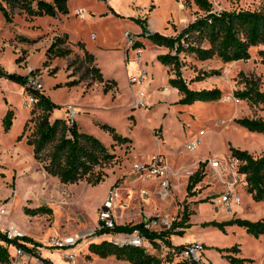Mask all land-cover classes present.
Wrapping results in <instances>:
<instances>
[{
	"label": "rangeland",
	"instance_id": "obj_1",
	"mask_svg": "<svg viewBox=\"0 0 264 264\" xmlns=\"http://www.w3.org/2000/svg\"><path fill=\"white\" fill-rule=\"evenodd\" d=\"M210 1L213 12L216 13L264 9V0ZM175 2L183 13L181 18L173 16V37H178L187 25L203 16L204 12L193 0ZM128 4L125 0H68L69 12L66 16L58 18L38 15L30 20L28 17L31 15L21 7V2L0 0V6L5 7L10 17L7 19L0 11V60H4L1 62L3 70L24 76L21 74L24 73V67H21L23 70L15 67L22 54L16 53L11 45L4 47L6 40L27 45L29 43L25 39L34 40L51 31H61L63 34L55 36L49 48L56 38L66 35L69 45L77 50L68 56H55L57 51L69 47L66 41L65 44H58L49 54L36 53L28 63L29 66L25 67L26 75L29 74V67L38 69L43 94L57 105L51 112V120L66 117L67 106H74L79 130L99 138L116 155L114 161L105 169L107 175L104 176V181L96 186L88 183L86 179L74 184H63L59 178L45 171L44 165L48 161L35 159L33 163L29 162L25 155L32 154L33 146L28 143V139L34 135L38 118L43 111L36 104L25 105L28 95L20 92L19 83L1 80L0 166L3 168L1 162L6 155L9 158L10 153L5 148H18V157L26 161L8 172L0 167V207L8 211L3 225H17L27 237L38 243L43 260H48V256L55 261H51L52 264H69L63 259L66 252L48 247L47 237L58 233L76 234L95 228L98 224V208L104 202L108 191L115 186L119 187L120 197L123 199L126 198V193L131 194L125 199L129 206L118 211L129 220L124 221L125 225L137 223L138 213L142 212L143 206L144 210L153 212L154 215L163 214L175 219L174 233L171 234L174 246H187L195 242L203 244V262L206 264H264V236L256 238L238 225H226L222 229L208 224L213 221L227 222L235 218L251 221L264 218V201L253 200L246 185L240 182L236 184V178L228 164L231 157L230 147L248 150L254 157L264 156V134L251 132L235 121L245 117L264 118L262 105H250L236 96L237 91L245 89L247 79L257 81L260 90L264 92V63L260 55L264 45L252 46L248 59L225 63L214 56L201 60L191 47L205 49L210 44L192 33L184 40V49L178 54V62L165 64L159 57L162 52L151 45L138 55L140 43L136 42L134 46L129 43L126 33L133 34L137 39L139 34L136 32L142 22L137 21L134 14H125ZM80 9L87 12L86 19L76 15ZM144 39L147 43L152 41L148 34ZM78 42L94 52L95 64L102 69L106 78L110 76L109 79L116 82L113 89L104 92L102 86H97L86 91L82 85H69V77L65 71L54 74L58 67L45 69L50 63L45 61L56 57L59 61L58 57L63 60L68 57L66 70L70 75H75L74 79L85 83L93 81L95 73L91 69L94 65ZM163 50L164 54L175 55L173 49ZM42 68L44 72H41ZM142 69L148 72L147 107L132 109L133 91L130 78L137 76ZM167 69H170L169 73L173 74V78H178L180 73V77L191 89H220L222 97L215 101L168 106V98L171 96L149 92L153 88L168 85ZM175 96L173 91V98ZM36 100L38 102V98ZM8 110H12L14 116L10 130L5 131L3 118ZM30 118L32 120L28 122ZM104 124L115 128L119 136L132 140L118 143L102 127ZM199 130H205V135L201 138L202 144L196 150H189L187 143L192 136L199 135ZM168 147L177 151L178 162L166 150ZM158 154H164L170 166L184 170L173 181L175 186L170 188L173 195H157L152 189L158 187L156 184L159 181L156 182L152 177L139 176L134 171L135 163L146 164L153 155ZM47 155V151L43 152L42 158L46 159ZM212 161H219L221 167L215 170L211 166ZM199 162L203 164L204 178L192 191H188L190 178L185 171H196L199 169ZM228 185L232 186L231 192L241 197V204L234 207L231 213L220 204L223 193L228 191ZM142 189L149 192L145 198L140 195ZM217 206L220 207L219 211ZM185 213H189V220L184 222L183 228L175 227L176 223L182 222ZM228 216L233 217L222 220ZM182 230L180 234L179 231ZM91 243H81L75 257L76 264H133L119 259L116 254L100 257L92 252ZM233 247L237 250L233 251ZM154 257L157 264L177 262L174 258L165 256L160 246L156 247ZM232 257L238 260H232Z\"/></svg>",
	"mask_w": 264,
	"mask_h": 264
},
{
	"label": "trees",
	"instance_id": "obj_2",
	"mask_svg": "<svg viewBox=\"0 0 264 264\" xmlns=\"http://www.w3.org/2000/svg\"><path fill=\"white\" fill-rule=\"evenodd\" d=\"M21 2V7L25 9L31 16L68 14V0H53L48 2L46 0H9ZM198 8L204 12L203 16L196 18V20L187 25L178 37L164 36L158 32L149 33L148 36L153 43L159 46H164L174 49L178 43L175 55L166 54L159 57L165 64L172 61L178 62V54L183 51V40L188 39L190 34L195 33L200 38L209 42V48L191 47V50L201 60H206L214 56L222 59L223 62L248 59L250 58L249 49L252 46L264 45V9L261 11L251 10H234L222 11L219 13L213 12L212 3L210 0H193ZM36 4L33 7V4ZM0 10L4 16L9 19V15L5 7L0 6ZM144 28V26H143ZM146 30V29H144ZM68 37H58L49 48L51 53L58 44H65ZM137 42V41H136ZM91 63H93V56L84 48L82 43L78 44ZM55 56H68L71 48H65L57 51ZM262 62L264 63V50L260 51ZM53 57V56H52ZM48 62V61H47ZM95 73V78L88 84V88L93 82L104 84V92H108L115 85V81L106 80L101 70L93 66L91 69ZM33 72L38 73V69ZM179 73V72H178ZM0 77L15 81L25 88L27 94H33L38 98V105L43 113L39 116L36 131L32 137L28 139V143L33 146V154L37 161H48L44 165L45 171L57 178L63 184H74L86 179L88 183L96 186L104 181L105 169L116 158L115 153L110 152L103 142L88 133L78 130L77 123L72 126L67 124L65 118H56L51 120V112L57 107L51 102L49 98L43 93L36 92L32 88L26 86L27 75L10 74L0 67ZM77 81H71L68 84L74 85ZM173 87L178 88L182 94L179 104H191L196 101H215L222 97L220 89H202L193 90L180 77L170 80ZM236 96L240 99L246 100L250 105H262L264 108V92L260 90V85L257 81L247 79L245 81V89L236 92ZM13 111L8 110L3 118V125L5 131H9L13 122ZM32 119L30 118L28 122ZM237 124L247 128L251 132H259L264 134V118H239L235 120ZM27 122V124H28ZM102 127L110 132L117 142H129V137H121L116 133L115 128L104 124ZM47 151V158H42L43 152ZM231 157L241 161L239 167V174L245 177V185L247 192L251 195L253 200L260 202L264 201V156L254 157L248 150H241L235 147H230ZM203 164L199 162V169H197L193 176L190 177L187 190L192 191L194 187L204 178ZM99 169V171H96ZM96 176L94 179L91 177ZM186 212V211H185ZM189 213H185L182 222L176 223L175 227L183 228L186 221L189 220ZM209 225L218 226L222 229L226 225H238L244 228L249 235L256 238L264 236V218L260 220L251 221L248 219L235 218L227 222H210ZM143 224H128L118 225L117 231H133L134 229H142ZM182 231H179L182 234ZM173 230L158 234L156 232L145 231V234L151 238L162 239L169 247L168 250L162 249L165 256H169L177 260L174 264H206L205 262L194 263L189 259L181 256V252L186 246H174L171 242V234ZM27 242H33L35 246H39L31 238L26 237ZM17 242L7 239L5 233L0 230V264H12L14 260V245ZM24 247L30 248L26 243H19ZM92 252L100 257H108L116 254L119 259L127 260L133 264H157L155 262V252L139 248H115L104 241L92 242L90 245ZM233 251L237 248L233 247ZM232 260H238L232 257ZM48 264L51 261L45 260Z\"/></svg>",
	"mask_w": 264,
	"mask_h": 264
},
{
	"label": "built area",
	"instance_id": "obj_3",
	"mask_svg": "<svg viewBox=\"0 0 264 264\" xmlns=\"http://www.w3.org/2000/svg\"><path fill=\"white\" fill-rule=\"evenodd\" d=\"M76 15L81 19L87 18V12L85 10H78ZM126 38L129 43L134 46L136 44V37L131 33H126ZM184 44V40L182 41ZM178 43L174 47L176 53ZM137 54H142V50L138 49ZM34 68L29 67V74L27 76L26 86L32 88L36 92L43 93V87L40 82V78L36 72H33ZM148 72L142 69L137 76L130 78V85L133 91L132 109L145 108L146 103V81ZM28 95L26 98V106H34L37 103L36 96L33 94ZM77 112L74 107L67 109V124L72 126L76 122ZM205 135V130H199L198 136H192L187 147L189 150H196L201 144V138ZM229 167L232 174L236 178V184L239 182L245 185V177L239 174V167L241 161L230 157L228 160ZM212 168L215 170L221 167L219 161H212ZM225 170V168H224ZM134 171L138 172L142 177H152L156 181H159L161 187V193L167 195L171 188V178L177 176L184 170H174L169 164H167L166 158L162 154L153 155L150 161L146 164L135 163ZM195 173V170H186L185 174L190 178ZM228 191L223 193L220 204L227 212L231 213L234 207L241 204V197L236 193L231 192L232 186L228 185ZM149 195L145 189L141 190V197L145 198ZM120 205V193L117 187H112L98 210V224L95 228H92L86 232H79L72 235H60L54 234L47 237V245L54 250H61L66 252L63 255V259L69 264H76L75 257L82 242H100L104 241L115 248H139L148 251H156V247L168 250L169 247L166 243L159 238L154 240L149 238L145 231L156 232L161 234L173 230V224L175 219L163 214H156L148 217L143 222L142 229H134L133 231H117L116 227L119 225L117 221L116 210ZM217 211L220 207L217 206ZM8 211L0 207V230L5 233L6 237L10 241L17 242L14 245V260L12 264H48L41 257L40 246H35L33 242H27L25 239L27 235L17 225L9 224L3 225V219ZM92 237V238H91ZM89 238V239H87ZM19 243H26L30 248L24 247ZM203 250L204 245L198 242L189 244L181 252V256L189 259L194 263L203 262Z\"/></svg>",
	"mask_w": 264,
	"mask_h": 264
},
{
	"label": "crops",
	"instance_id": "obj_4",
	"mask_svg": "<svg viewBox=\"0 0 264 264\" xmlns=\"http://www.w3.org/2000/svg\"><path fill=\"white\" fill-rule=\"evenodd\" d=\"M125 3H127V4L129 3L128 4L129 5V8H126V13L125 14L127 16H130V15H133L134 14V16H136V18L138 19L137 21L140 20L142 22V26L139 24L140 25V28L136 32V33L139 34V36L137 37L136 40H137V43L139 42L140 45H141L140 49L142 50V53L144 52V50L147 49V47L149 45H151L155 49L159 50V52H162V53H160V55H166V54H164V50L163 49H167V47L156 45L152 41H148V43H147L146 40L144 39V37L146 36V34L156 33V32H158V33H160V34H162L164 36L173 37V16H175L177 18H181V16L183 15V13L179 9V6L176 4L175 0H125ZM67 5H68V3H67ZM35 6H36V4L34 3L33 4V7H35ZM68 9H69V7H68ZM1 14H2V12H0V15ZM66 15L65 14H57L56 17L62 18L64 16H66ZM28 18L30 20H34L35 16H30ZM143 26H144V28H143ZM144 29H146V30H144ZM144 32L146 34H144ZM62 34L63 33L61 31H51L50 33H47L46 35H44V36H42V37H40L38 39H34V40L25 39L26 40V43H29L27 45H25V43L24 44H17L13 40H9V41L6 40L7 43L6 44L4 43V47L7 44L8 45H11V47L15 50L16 53L22 54V57L18 59V64L15 67L18 66V68L20 70H23V69H21V67L22 68L24 67V73L21 72V74H24V76H26V72H25L26 68L25 67H26V65L29 66L28 63L32 59L33 55H35L36 53H48L49 54L48 49H49V46H50L51 42L54 40V37L57 36V35H62ZM93 37H94V39H96V34H94ZM79 43H82V42H78V44ZM67 44H68L69 48L72 49V51L77 50L75 47L73 48V47H71L69 45V38L67 40ZM83 46L93 56V65L95 67H98L95 64L96 61H95L94 52L93 51H89L85 47L84 44H83ZM126 51H129V50L126 48ZM56 58H54L52 60H48V62H50V63L48 64V66H46L45 69H53L55 67H58L59 69L54 74H56L58 72H61V71H65L66 74H67V76L69 77V82H71V81H77V83L74 84V85H82V86H84L86 88V91H88L90 89H94V87H97V86L98 87H101L102 86L104 88V84L98 83V82H93V84L88 88L87 86H88L89 82L88 83H85L84 81H78L77 79H74V76L75 75H70L69 71L66 70L67 69L66 66H67V63H68L67 62L68 57L67 58H64V60H63V58L58 57L59 58V61H57ZM1 62H4V60L3 59L0 60V67H2V63ZM45 62H47V61H45ZM143 63L144 62H142V64ZM98 68L101 70V73H102L103 77L106 80H111V79H109L110 76L109 77L107 76V78H106L104 76L103 72H102V69L100 67H98ZM169 70L170 69H167L168 74H169V76H168V78H169L168 85H165L164 87L158 88V89L157 88H153L152 90H149V92H151V91L152 92H160L162 94H166L168 96H171L170 98H168V102H167L168 106L169 105H178L179 104L178 103L179 100L183 96L179 92L178 88L173 87V85L170 83V80L173 79V74L172 73H169ZM16 71H18V70H16ZM41 72H44V69L43 68H42V71ZM1 78L2 79H0V81L2 80V82H6V81H9L10 82L11 81V80H8V79L3 78V77H1ZM9 82H8V84H12V83H9ZM19 88H20V92L25 95V93H26L25 92V88L22 85H20ZM145 90H147V87H145ZM173 91L175 92V95H176L174 98H173ZM162 104H165V103H162ZM69 107H74V106L69 105V106H67V109ZM62 118H65V117H62ZM76 123H77V121H76ZM77 126H78V123H77ZM0 128H2V126H0ZM78 130H79V127H78ZM0 136L2 137V134ZM115 143H113V145ZM5 150L6 151H9V153H10L9 154V158L6 155L5 158H4V161L1 162V164H3V168L1 166L0 167L2 169L5 168L4 169L5 171L8 172V170H10V169L17 168L19 165H21L22 162H26V161L23 160V158L18 157V151H19L18 148H16V147L8 148V149L5 148ZM166 150L173 155V158L176 160V162L179 161L178 160V156L179 155H178V153H177L176 150H174V149H172L170 147H168ZM161 153H163V152H161ZM162 155H164V154H162ZM25 159L28 160L29 162H32L33 163L35 161V157H34L33 152H32V154H29L28 156L25 155ZM181 167H183V166H181ZM172 168L174 170L183 169V168H180V167H178V168L172 167ZM175 180H176V176L171 178V186L172 187L174 185V182L173 181H175ZM156 185L158 187L157 188H153L152 191L154 193H156L157 195H163L161 193L160 183H157ZM118 189H119V187H118ZM170 194L173 195V192L169 191L168 195H170ZM125 195H126V198L125 199H127L128 195H131V194L130 193H126ZM140 195H141V192H140ZM182 195H184V194H182ZM125 199H123L122 197H120V205H119V207L116 210L117 221H118V224L119 225L120 224H124V221H129V220L125 219L124 217H122L123 213H121V214L118 213V211H119L120 208H126V207L129 206V204L125 201ZM99 208H98V210H99ZM138 214H139V216H138L139 218L136 221H137V223H141L145 219H147L148 217H151L152 215H154L155 213L144 210V208L142 206V212H139ZM232 217L233 216H228L225 219L223 218L222 220L223 221L224 220H229ZM120 219H123V220L122 221H119ZM191 219H192V216H191ZM58 234H60V233H58ZM60 235H62V234H60ZM64 235H67V234H64ZM70 235H72V234H70ZM49 255H51V253H49ZM47 258H48L49 261L55 262L52 259V257H48L47 256Z\"/></svg>",
	"mask_w": 264,
	"mask_h": 264
}]
</instances>
